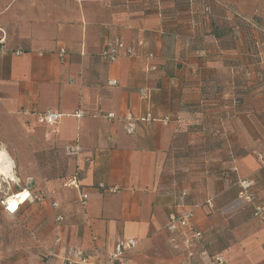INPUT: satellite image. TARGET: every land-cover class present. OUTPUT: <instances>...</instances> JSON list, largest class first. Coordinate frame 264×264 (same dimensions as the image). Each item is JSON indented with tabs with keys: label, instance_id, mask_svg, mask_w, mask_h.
Returning <instances> with one entry per match:
<instances>
[{
	"label": "crops",
	"instance_id": "obj_1",
	"mask_svg": "<svg viewBox=\"0 0 264 264\" xmlns=\"http://www.w3.org/2000/svg\"><path fill=\"white\" fill-rule=\"evenodd\" d=\"M117 39H143L139 56L101 58ZM256 40L264 0H0V264H210L222 252L229 264H264ZM47 110L62 113L55 126L37 123ZM146 112L155 119H125ZM189 142L200 170L179 186L166 170ZM177 189L200 205L203 239L189 249L166 228ZM119 238L135 244L110 262Z\"/></svg>",
	"mask_w": 264,
	"mask_h": 264
},
{
	"label": "built area",
	"instance_id": "obj_2",
	"mask_svg": "<svg viewBox=\"0 0 264 264\" xmlns=\"http://www.w3.org/2000/svg\"><path fill=\"white\" fill-rule=\"evenodd\" d=\"M144 44V40H138L136 42L137 47H142ZM137 47H135L132 44L125 43L122 40H112V42H108L105 45V48L100 52L101 58L108 62H113L114 60L120 58V57H138L139 52L137 50ZM5 51L0 48V54L4 53ZM61 53L64 52V49L60 50ZM16 53L21 54V51H16ZM146 58L152 59L153 53L147 52L145 54ZM147 70H156L155 65L148 64L146 67ZM62 116V113L57 111H43L37 116V123L39 124H45L48 126H55L56 122L59 120V118ZM108 118H114V114L109 113L106 115ZM125 119L130 120H153L155 119L150 112H146L144 116H133L131 113L127 114L125 116ZM163 122H168L169 118L164 116L161 118ZM71 150H74L73 148L68 149V151L71 152ZM260 158L261 156L258 155ZM236 170V167H233V171ZM74 181H72L73 184ZM240 186V192L238 195L239 200L241 203H250L253 199V193L251 191H248V183H246L243 180L237 181ZM111 191H114V189H110ZM16 195V194H15ZM176 198V210L171 211L168 214L167 217V224L166 228L169 231V237L170 241H178L182 240V243L186 249H189L193 247L195 242H199L203 239L202 231L199 230L194 222H192V218L194 216L196 208H198L200 205L198 204H191L187 205L185 202V198L187 196V192L184 189H177L175 196ZM82 203L84 204L87 200V196L85 194H82ZM205 205L209 206L210 208L213 207L212 199L208 198L204 202ZM55 206V204H53ZM5 209L8 213L14 214V211H10L7 209V204L5 205ZM264 211V207L256 206L254 209L255 214H261ZM55 243L59 242V238L54 239ZM135 244L134 239H123L119 238V240L116 242V245L114 246L113 251L110 253V262H114L116 260H119L122 258V256L125 254V252L133 247ZM192 253H189L191 255ZM48 256H53V251L49 250L47 252ZM68 264V263H64ZM119 264H127L126 262H119ZM210 264H229V257L226 255V253H215L210 257Z\"/></svg>",
	"mask_w": 264,
	"mask_h": 264
},
{
	"label": "rangeland",
	"instance_id": "obj_3",
	"mask_svg": "<svg viewBox=\"0 0 264 264\" xmlns=\"http://www.w3.org/2000/svg\"><path fill=\"white\" fill-rule=\"evenodd\" d=\"M260 41L256 40L255 42H258V47L264 50V44ZM193 140H195V138H193ZM190 144L194 145L190 142L187 143L186 149L180 150L181 154L179 155L178 159L174 162L175 164L167 167L166 170L167 177L173 179L175 183L179 186L182 184H190L192 181H194L192 178H190V176L192 175L191 172L200 170L199 164H197V162H194L196 161L195 157L199 154V149L196 148L195 145V147H188ZM17 212H19V210Z\"/></svg>",
	"mask_w": 264,
	"mask_h": 264
},
{
	"label": "clouds",
	"instance_id": "obj_4",
	"mask_svg": "<svg viewBox=\"0 0 264 264\" xmlns=\"http://www.w3.org/2000/svg\"><path fill=\"white\" fill-rule=\"evenodd\" d=\"M0 156H4V151H3V147L0 146ZM0 172H2L5 176L8 175V172L5 171L4 169H0ZM30 193L25 190L23 191L19 197H13L11 199H9L6 203H7V209L10 211H15L18 208V204L22 203L25 199L30 198Z\"/></svg>",
	"mask_w": 264,
	"mask_h": 264
},
{
	"label": "bare ground",
	"instance_id": "obj_5",
	"mask_svg": "<svg viewBox=\"0 0 264 264\" xmlns=\"http://www.w3.org/2000/svg\"><path fill=\"white\" fill-rule=\"evenodd\" d=\"M22 193V192H21ZM21 193H17V196H19ZM10 199H11V197H10Z\"/></svg>",
	"mask_w": 264,
	"mask_h": 264
}]
</instances>
